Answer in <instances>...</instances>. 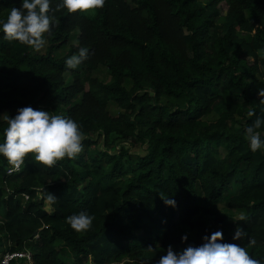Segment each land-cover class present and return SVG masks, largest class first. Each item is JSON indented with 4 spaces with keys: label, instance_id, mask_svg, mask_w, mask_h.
Returning <instances> with one entry per match:
<instances>
[{
    "label": "trees",
    "instance_id": "trees-1",
    "mask_svg": "<svg viewBox=\"0 0 264 264\" xmlns=\"http://www.w3.org/2000/svg\"><path fill=\"white\" fill-rule=\"evenodd\" d=\"M20 3L0 0V20ZM52 15L45 55L0 33V142L7 116L31 106L77 122L83 150L52 167L27 158L14 175L0 156V260L158 264L169 245L221 230L264 264V151L244 136L248 112L264 117V0H105ZM81 212L94 220L77 233L66 218ZM237 226L247 236L233 241Z\"/></svg>",
    "mask_w": 264,
    "mask_h": 264
},
{
    "label": "clouds",
    "instance_id": "clouds-1",
    "mask_svg": "<svg viewBox=\"0 0 264 264\" xmlns=\"http://www.w3.org/2000/svg\"><path fill=\"white\" fill-rule=\"evenodd\" d=\"M51 0H21L20 6L8 10L6 19L0 20V33L11 42H19L40 52L46 44V34H49L55 21L52 13L66 9L68 13H87L90 10L104 7L105 0H61L56 9H51ZM88 56V50L81 48L77 55H72L65 61L68 69H75ZM264 96V90L259 92ZM249 117L256 119L245 129L244 136L253 153L264 151V138L260 129L264 128V117L255 112H248ZM7 127L0 142V156L5 158L15 169L25 164L27 158L44 166L52 167L65 158H74L83 150V134L77 122L61 115H52L42 109L31 106L17 109L14 117L6 118ZM165 206L175 209L173 198L160 196ZM51 203L56 198L48 196ZM94 217L86 212L71 215L66 218L68 225L77 233L91 229ZM247 236L243 227L237 226L232 237L240 241ZM182 242L188 236L181 237ZM250 244L255 241L249 240ZM158 264H261L252 258L247 249L240 243H227L223 232L217 230L202 237L200 245H188L183 250L176 251L171 245L166 254L161 255Z\"/></svg>",
    "mask_w": 264,
    "mask_h": 264
},
{
    "label": "rangeland",
    "instance_id": "rangeland-1",
    "mask_svg": "<svg viewBox=\"0 0 264 264\" xmlns=\"http://www.w3.org/2000/svg\"><path fill=\"white\" fill-rule=\"evenodd\" d=\"M227 11H228V7L226 5H223L221 7V13H222V17H224L226 14H227ZM77 39H74V45L78 44V42L76 41ZM46 44L44 46V48L40 51V52H37L39 55H45L47 53V49H48V39H47V34H46ZM68 50V49H67ZM66 55V50L60 52V57H64ZM95 78L97 79H100L102 81H108L109 80V77L106 73V71L104 69H100L98 72L95 73L94 75ZM131 86L128 85V88H130ZM119 110L117 109L116 106H112L111 108V114L114 115V116H117L119 114ZM225 211V210H224ZM244 216V213L243 212H237L236 214H234V217L238 218V219H241L243 218Z\"/></svg>",
    "mask_w": 264,
    "mask_h": 264
},
{
    "label": "built area",
    "instance_id": "built-area-1",
    "mask_svg": "<svg viewBox=\"0 0 264 264\" xmlns=\"http://www.w3.org/2000/svg\"><path fill=\"white\" fill-rule=\"evenodd\" d=\"M22 165L19 169H15L12 165L8 169V175H14L16 173H20L23 170ZM27 200L29 199L27 196L25 197ZM20 259H26L29 263H31V255L29 252H16V253H7L5 254L1 260L0 264H10L13 260H20Z\"/></svg>",
    "mask_w": 264,
    "mask_h": 264
}]
</instances>
